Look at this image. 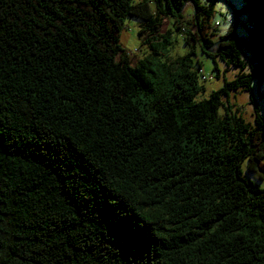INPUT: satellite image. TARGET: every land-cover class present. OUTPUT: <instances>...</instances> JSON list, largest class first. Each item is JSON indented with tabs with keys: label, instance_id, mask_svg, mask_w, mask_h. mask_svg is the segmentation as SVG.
Segmentation results:
<instances>
[{
	"label": "trees",
	"instance_id": "obj_1",
	"mask_svg": "<svg viewBox=\"0 0 264 264\" xmlns=\"http://www.w3.org/2000/svg\"><path fill=\"white\" fill-rule=\"evenodd\" d=\"M215 3L0 0V264H124L89 189L122 201L129 221L147 209L156 222L163 239L136 251L138 264H264V188L241 172L245 162L264 179V115L254 103L250 123L227 103L264 78V0H252L248 58L228 40L232 26L211 48ZM186 4L192 31L180 29ZM127 17L148 47L135 65L118 43ZM163 19L184 35L185 55L166 57ZM195 47L241 71L199 101ZM34 141L74 145L82 179L62 177ZM73 183L85 199L70 195ZM73 214L88 237L69 235Z\"/></svg>",
	"mask_w": 264,
	"mask_h": 264
},
{
	"label": "snow or ice",
	"instance_id": "obj_2",
	"mask_svg": "<svg viewBox=\"0 0 264 264\" xmlns=\"http://www.w3.org/2000/svg\"><path fill=\"white\" fill-rule=\"evenodd\" d=\"M133 2H138V0H133ZM223 3L227 7L225 15L231 14L229 19L231 20L232 32L228 35V40L233 43L234 47L239 49L242 56L248 58L252 41V0H223ZM221 11L224 12V9L222 8ZM225 27H227V24H225ZM261 86H264V78L261 80ZM141 112H143V109H141ZM137 115L139 116V113ZM89 139L94 145L95 138L89 137ZM33 143L39 145L36 148L37 153L43 156L45 162L56 172H59L62 177H70L73 181L82 179L81 171L83 169L74 145L46 143L44 141H34ZM48 143H51V147L47 146ZM91 150L90 146L89 151ZM79 151H83V149ZM0 191L3 190L0 189ZM69 191L70 195L78 196L81 200L85 199L84 192L78 184L73 183ZM88 199L97 205V208L101 210L104 222L109 225L105 238L111 244L112 249H115L113 259L120 258L124 261V264H138V257L134 253L138 250L146 252L149 246L154 248L163 239L159 232L153 231V228L150 227V225H155L156 222L148 219L147 209H145L143 219L129 221L127 218L131 213L128 212L119 199L96 189L88 190ZM69 219L76 226L75 229L69 232L70 236L79 238L81 235L84 237L90 235L88 226L81 227V222L77 220L75 214L71 215ZM210 231H214V229H210ZM91 235H95V233L92 232ZM158 237L160 239H157ZM108 251L111 253V249H108Z\"/></svg>",
	"mask_w": 264,
	"mask_h": 264
},
{
	"label": "rangeland",
	"instance_id": "obj_3",
	"mask_svg": "<svg viewBox=\"0 0 264 264\" xmlns=\"http://www.w3.org/2000/svg\"><path fill=\"white\" fill-rule=\"evenodd\" d=\"M224 9V12L221 11V9ZM185 10L187 11L185 14L184 19L182 20L181 24L182 27L180 29L189 30L192 31V21H191V13L192 8L189 4L185 6ZM225 12H227V7L223 3V0H216L215 6H214V14H212L211 17V23L214 24L215 22L218 23L217 28H215L213 34L215 35L212 37V41L214 43H217L218 35L217 34H224L228 29H230L227 20L230 17V13L228 15H225ZM225 24H227V27H225ZM143 26L142 22L135 17H127L124 20L123 26L120 29L119 33V46L121 47V50L125 53H131L129 55V62L131 65H135L137 61L142 60L144 56H146L148 52V47L145 44L146 36H139L138 33ZM171 22L169 20L163 19L161 27H159L156 38L160 39L158 35L164 34L166 31H170V44L167 47V58L174 59L175 57H181L185 55L189 51V46L184 43L183 34H179L173 28H171ZM216 47V46H215ZM212 52H214L215 49H211ZM159 60L163 61V56H158ZM193 61L197 60L198 63L201 65L204 73L213 75L212 80L209 82H204L202 77L199 75L198 79L202 83V90L201 92L196 96V101L208 98L209 94L212 91L217 90L219 87L223 86V81H230L235 78V76L241 72L237 68L231 67L226 68L225 65L222 63V61L219 59V57L214 58L213 63L212 59L208 57L204 52L200 50L199 47H195V57H192ZM216 66V67H215ZM215 68L219 70V76H215ZM248 68L244 69L243 72H246ZM257 85L255 80L252 81V91L251 92H231L229 99H228V105L231 107L232 110H235L237 114L241 115L242 118L247 122H252V119L254 117V103L258 107L259 114L264 115V98H259L258 93H262L263 86H259L258 90L256 91ZM254 101V102H253ZM225 102V101H224ZM241 172L242 176L247 179L248 181H251L252 183L256 184L259 187L264 188V179H258L255 174L248 173V171L245 168V162L241 164Z\"/></svg>",
	"mask_w": 264,
	"mask_h": 264
},
{
	"label": "built area",
	"instance_id": "obj_4",
	"mask_svg": "<svg viewBox=\"0 0 264 264\" xmlns=\"http://www.w3.org/2000/svg\"><path fill=\"white\" fill-rule=\"evenodd\" d=\"M186 5H187V4H186ZM227 23H228L229 26H231V20H230V19L227 20ZM217 26H218V23L215 22V23L212 25V28L210 29L209 32L212 33V31H213L215 28H217ZM215 45H216V44L214 43V44L211 46V48L214 47ZM130 54H131V53H128V56H129ZM199 71H200V73L202 74L203 83L206 82V81L209 82L210 80H212V77H213L212 73H211V74L204 73L205 71L203 70V68H200Z\"/></svg>",
	"mask_w": 264,
	"mask_h": 264
},
{
	"label": "crops",
	"instance_id": "obj_5",
	"mask_svg": "<svg viewBox=\"0 0 264 264\" xmlns=\"http://www.w3.org/2000/svg\"><path fill=\"white\" fill-rule=\"evenodd\" d=\"M186 10H185V8H184V13H183V16L185 17V14H186ZM218 36L220 35V34H217Z\"/></svg>",
	"mask_w": 264,
	"mask_h": 264
},
{
	"label": "bare ground",
	"instance_id": "obj_6",
	"mask_svg": "<svg viewBox=\"0 0 264 264\" xmlns=\"http://www.w3.org/2000/svg\"><path fill=\"white\" fill-rule=\"evenodd\" d=\"M216 46V45H215ZM211 52H212V50H211Z\"/></svg>",
	"mask_w": 264,
	"mask_h": 264
},
{
	"label": "clouds",
	"instance_id": "obj_7",
	"mask_svg": "<svg viewBox=\"0 0 264 264\" xmlns=\"http://www.w3.org/2000/svg\"><path fill=\"white\" fill-rule=\"evenodd\" d=\"M186 6V5H185Z\"/></svg>",
	"mask_w": 264,
	"mask_h": 264
}]
</instances>
